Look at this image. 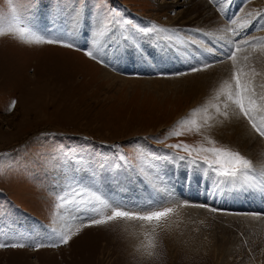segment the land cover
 <instances>
[{"label":"rangeland","instance_id":"1","mask_svg":"<svg viewBox=\"0 0 264 264\" xmlns=\"http://www.w3.org/2000/svg\"><path fill=\"white\" fill-rule=\"evenodd\" d=\"M204 4L211 20L186 22L192 12L195 16L205 14ZM11 7L26 10L34 26L49 36L72 31L74 8L79 23L71 48L26 45L11 36L0 37V241L19 240L30 245L48 242L54 226L68 235L77 227L81 230L59 247L0 248V264H264V212L256 211V204L247 199L251 193L261 197L264 192L217 189L202 168L172 156L173 152L188 156V152L168 147L226 148L252 162L254 177L264 170V159H252L251 146L240 145L238 137L230 140L218 125L223 116L214 105L223 111L224 97H215L225 80L235 84L230 78L232 61L191 71L205 56L210 61L220 59L223 42L213 40L226 35L221 30L229 26L230 19H237L233 28L251 21L243 34L255 47L242 46L236 52V63L239 67L248 65L245 71L256 69L259 74L246 79L258 93L264 92V29L258 27V19H253L264 10V0H226L223 15L210 0H19L16 4L0 0V17H8ZM101 10H110L140 28L156 25L179 33L145 35L133 32L130 26L122 32L113 25L105 37H95ZM192 29L201 31H188ZM208 32L215 37L203 35ZM94 38L101 42L98 55L104 63L83 51L91 48ZM180 41H186L187 46ZM117 51L131 61L130 70H118L107 63ZM136 56L137 62H133ZM170 64L172 70L162 67ZM134 65H140L137 71H133ZM221 67L231 70L226 79L218 75ZM204 76L213 77V83ZM202 87L204 93L200 92ZM195 109L199 111L193 113ZM206 119L212 128L205 127ZM182 120L187 122L177 127ZM227 123L245 125L252 138H259L246 120L229 118ZM172 130L181 134L170 135ZM191 154L197 160L212 158L211 153ZM179 169L185 171L182 175L188 180L190 170H198L191 181L206 192L208 201L185 195L191 186L187 179V184L181 183L179 176L181 196L176 193L172 202L181 204L183 198L198 214L192 211L178 219L172 213L162 221L117 220L107 226H83L62 220L59 213L63 209L55 207L57 194L68 184L99 189L104 196L122 203L127 195L150 197L166 184L172 189L174 179L166 176H175ZM235 196L237 201L250 204L234 202ZM222 197H226L223 202ZM207 209L208 214L200 213ZM129 231H134L133 238ZM138 231L150 235L147 247L150 242L156 245L153 257L142 253L140 259L131 256L140 247Z\"/></svg>","mask_w":264,"mask_h":264},{"label":"snow or ice","instance_id":"2","mask_svg":"<svg viewBox=\"0 0 264 264\" xmlns=\"http://www.w3.org/2000/svg\"><path fill=\"white\" fill-rule=\"evenodd\" d=\"M10 4H16L19 0H9ZM226 0H210L218 6V11L224 14V3ZM252 16V13H248ZM253 19H258V27L264 29V10L258 11ZM72 31H61L51 36L41 33L32 23L31 19L26 14V10L19 7H11L9 9L8 17H0V37L11 36L13 39L26 44H61L64 47H74L71 43L72 36L75 32V27L79 23V13L74 8L72 15ZM251 21H248L250 24ZM248 24H240L238 27L233 28V25H237V19H230L229 26L225 27L221 31L226 35H221L214 39L213 42L222 41L218 60H208L205 56L204 59L199 60L196 67H193L191 71L198 72L202 71L207 67H211L216 63H226L231 60L234 71H232L231 79L235 81V84L229 83L225 80L221 85L220 90L216 93V99L219 100L221 96L223 99V108L221 111L218 105L216 107L217 113L223 116L225 119L235 118L246 120L250 125L251 131L255 133L261 139H264V92L258 93L256 89L251 86V81L246 79L249 76H256L259 73L256 72L255 68H250L249 71H245L244 67L237 66L236 52L240 50L242 46L250 45L255 47L253 41L247 38L243 34V29ZM118 27L122 32L128 30L129 26L133 32L140 34H152V33H164V32H176L179 30H170L159 28L153 25L151 28H140L135 25H131L130 22L124 21L119 18L118 14L111 12H103L98 15L97 30L95 37H105L108 32L112 30L111 26ZM189 32H200V29L188 30ZM230 34V35H228ZM203 35L214 38L215 34L208 32ZM239 36L240 40H236L235 37ZM171 39V37H169ZM184 46H187L186 41H180ZM102 45L99 39L94 38L90 49H84L85 55L89 58L97 60L100 63L104 61L99 57L98 53ZM210 52L211 50H205ZM248 56L244 57L247 61ZM226 86V87H225ZM264 88V85H261ZM15 102H13L14 104ZM199 111V109L193 110V113ZM204 111H207L205 107ZM187 120H182L177 123V127L185 124ZM205 127L210 129L213 127L212 124H208L207 119L205 120ZM222 123V121H221ZM199 131V129H198ZM170 135H180L181 133L176 130H172ZM212 141H210L211 143ZM169 148L175 150H183L188 152V156L178 155V152H173L172 156L179 161H187L188 164L202 168L203 174L208 176L214 187L217 189L232 188V189H253L264 192V170H262L257 177H254L252 173H255V169L252 166V162L241 155L239 152L227 150L226 148H201L199 150L191 148L186 144H173L168 145ZM192 151H199L205 153H211L212 158L209 156H203L200 160L192 156ZM69 197H75L69 199ZM172 202V194L169 192L166 197L155 203L146 204L144 206H136L135 208H129L126 204L110 199L104 196L99 189H94L89 186L79 184H68L60 193L57 194V203L55 207L57 209H63L62 213H59L60 218L67 219L69 223L77 222L83 226L91 225H104L107 226L111 221L117 220H130V221H162L166 220L167 217L174 213V207L164 206L166 203ZM178 207L187 206V202L177 204ZM203 207V205H191ZM216 211V209H211ZM110 212V214H105ZM89 223H85V222ZM54 217V223H55ZM66 226V225H65ZM81 229L76 228V232L71 235L65 234L62 229H58L55 226L51 229V234L48 238V242L34 243L26 245L19 240L16 242L0 241V248L4 247H25L32 246L35 248L40 247H59L62 244H67L72 238V235L78 233ZM155 231V229H153ZM23 239V238H22ZM156 245L149 243L146 251V256L151 258L155 255Z\"/></svg>","mask_w":264,"mask_h":264},{"label":"bare ground","instance_id":"3","mask_svg":"<svg viewBox=\"0 0 264 264\" xmlns=\"http://www.w3.org/2000/svg\"><path fill=\"white\" fill-rule=\"evenodd\" d=\"M186 1V0H185ZM195 2V1H194ZM191 4H194L193 3V1L191 2ZM197 4V3H196ZM204 6L206 7V11H205V14H202V15H199V16H195L194 14L195 13H191L190 14V16L187 18V20H186V22H188V23H190V22H193V20H196L193 24H196V23H199V22H201V20H211L210 18H211V13H210V11H209V9H208V7H207V5L206 4H204ZM193 10V9H192ZM191 11H189V13H190ZM192 15V16H191ZM182 16V15H181ZM212 22V21H211ZM211 22H209V23H211ZM192 24V23H191ZM200 24V23H199ZM185 25V24H184ZM80 40V38L77 36V38H76V41H79ZM83 45V44H82ZM182 54V53H181ZM138 55V54H137ZM124 57H125V55L123 54V53H121L120 51H117V53H115V54H112V55H110V57H108L107 58V63L110 65V66H112V67H115L116 69H118V70H122V71H124V70H130V67H131V61L129 62V61H127L126 59H124ZM137 57V56H136ZM137 59H138V57L137 58H134V59H132V61L134 62V61H136L137 62ZM155 64H157V63H155ZM229 63H227V65H228ZM130 66V67H129ZM135 67H136V69H134L133 71H137V69L140 67V65L138 66V65H134ZM153 66V65H152ZM229 66H230V64H229ZM162 67L163 68H165L166 70H172L174 67H173V65L171 66V64L170 65H162ZM134 67H132V69H133ZM143 68H144V66H143ZM220 68V67H219ZM222 68V70L224 69L225 70V67H221ZM221 69L218 71L219 73H218V75H220V79H226L227 78V76L229 77V74L231 73V70L230 71H222ZM229 70V69H228ZM143 72V71H142ZM145 72V71H144ZM213 72H217L216 71V69H215V71H213ZM104 73V72H103ZM205 77V78H204ZM204 77H202V78H204V79H206L207 80V82L210 80V79H212V81H211V83H213V77H210V76H204ZM214 78H215V76H214ZM231 78V77H230ZM230 78H229V80H230ZM228 80V79H227ZM233 81V80H232ZM230 83V82H229ZM205 89V87L203 88L202 87V89H201V91L200 92H203V90ZM204 93V92H203ZM204 96V95H203ZM202 97V96H201ZM222 97V96H221ZM221 108H223V106L221 107ZM216 115H217V113H216ZM219 118V117H218ZM222 120V123H221V121H218V125H220V126H222L223 128H222V130H223V132L225 133V134H227V136H228V138L231 140V139H236V137H238V139H240L241 141H240V145H243L244 147H246V146H251V148H252V159H253V157H254V159L256 158V157H258V158H261V159H264V143L259 139V138H252L251 137V134H249L248 132H247V128L245 127V125H238V124H229L228 125V123H227V120L228 119H225L224 117L221 119ZM234 120V119H233ZM232 120V121H233ZM231 121V122H232ZM237 122V121H236ZM239 123V122H238ZM225 125V127H224V125ZM211 131V130H210ZM254 136V135H253ZM238 142H239V140H238ZM241 142H243V143H241ZM250 144V145H249ZM250 149V148H249ZM245 151H246V149H245ZM250 151V152H251ZM175 171H177V173H176V175L174 176V175H171V174H168L167 176H166V178L167 179H174L173 181H172V189H171V186L170 185H168V184H166L164 187H163V189L162 190H160V191H155L153 194H152V196H147V195H145V194H139L138 196H134V195H127L126 196V199H125V201L123 202L124 204H126L128 207H130V208H135L136 206H144V205H146V204H151V203H155V202H157V201H160L162 198H164V197H166L167 196V194L170 192L171 194H172V198H174V196H175V194L176 193H178L177 194V196L178 197H180L181 196V192H182V188H179L178 189V187H177V185H178V182H177V179H178V177L180 176V177H182V181H181V183H186V179H185V177L182 175V173L183 172H185V171H181L180 169L179 170H175ZM190 171H192L191 172V177L189 178L190 180H188L189 181V187L191 186V189H189V190H187L186 192H184V194L185 195H187V196H189L191 199H194L195 201H199L200 199H203L204 201H208V198H207V194H206V192H201V190L200 189H197L196 187H195V185H194V182L193 181H191L192 180V178H195V175L194 174H196L197 172H198V170L196 169V170H190ZM194 171V172H193ZM166 181H168V180H166ZM169 182V181H168ZM187 184V183H186ZM164 189H165V193H164V196H163V192H164ZM175 192V193H174ZM208 192V191H207ZM210 192H208V194H209ZM241 195V191H238V193H237V196H240ZM260 195H261V197H257L258 195L256 194H254V193H251V194H249V196L247 197V199H251V201H253L254 202V204H256V206H255V210L256 211H258V212H264V211H260V207L261 208H264V195H262V193H260ZM225 198L226 197H222V198H220V201H225ZM231 198V197H230ZM228 199V198H227ZM233 200H234V202H240L241 204H246L247 202L246 201H241V200H239V201H237L236 200V196L235 197H233L232 198ZM231 201V199L229 200V204L231 203L230 202ZM184 202H186L183 198H182V203H184ZM181 203V204H182ZM188 203V202H187ZM173 204H180V203H177V202H170V203H166L164 206H167V207H171V206H173ZM247 204H250V203H247ZM169 205V206H168ZM251 208H252V206H251ZM250 208V209H251ZM249 209V210H250ZM258 209V210H257ZM252 210V209H251ZM197 212V214H198V211H197V209H194V210H192V209H190L189 208V206H188V204H187V206H183V207H176L175 208V211H174V213H175V216L174 217H176V218H178V219H182V217H183V215H185V214H188V213H190V212ZM207 211H208V209H207ZM200 213H206V214H208L209 213V211L208 212H204V211H201ZM245 215V214H244ZM206 216V215H205ZM232 216V215H231ZM240 216H243V215H240ZM230 218H232V217H230ZM229 218V219H230ZM241 218H243V217H240V219ZM228 219V218H227ZM236 219V218H235ZM245 219V218H244ZM231 220H233V219H231ZM230 220V221H231ZM236 220H239V219H236ZM223 223V222H222ZM228 223V222H227ZM231 223V222H230ZM238 223V222H237ZM129 224V226H132V227H135V225H133V224H130V223H128ZM248 226V225H247ZM249 227V226H248ZM142 230H145V229H142ZM145 231H147V230H145ZM134 232V231H133ZM133 232H130L129 231V236L131 237V238H133V235L135 236V234L133 233ZM139 232V235H141L140 236V238L139 239H141L140 240V247H139V249H136L137 250V252L136 253H133L131 256L134 258V256L135 257H137V258H139L140 259V255H141V253L142 254H144V255H146V251L148 250V247L146 246L147 244H148V242H149V238H150V235L149 234H147V233H142L141 231H138Z\"/></svg>","mask_w":264,"mask_h":264}]
</instances>
